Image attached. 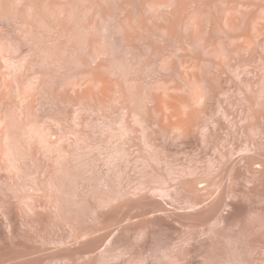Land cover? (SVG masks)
<instances>
[{
  "label": "rangeland",
  "instance_id": "1",
  "mask_svg": "<svg viewBox=\"0 0 264 264\" xmlns=\"http://www.w3.org/2000/svg\"><path fill=\"white\" fill-rule=\"evenodd\" d=\"M233 261L264 264V0H0V264Z\"/></svg>",
  "mask_w": 264,
  "mask_h": 264
},
{
  "label": "bare ground",
  "instance_id": "2",
  "mask_svg": "<svg viewBox=\"0 0 264 264\" xmlns=\"http://www.w3.org/2000/svg\"><path fill=\"white\" fill-rule=\"evenodd\" d=\"M238 253H239V252H238ZM235 254H237V253H235ZM239 255H240V253H239ZM239 255H238V256H235V257H240ZM235 257H234V258H235ZM236 259H237V260H235V259H233V260H235V261H238V260L240 261V260H241V259H239V258H236ZM235 261H233V263H234V264H236V262H235ZM239 261H238V262H239ZM241 261H244V260H243V258H242V260H241ZM245 261H247V262H248V260H245ZM238 262H237V263H238ZM247 262H245V264H246ZM240 264H241V263H240ZM247 264H249V263H247Z\"/></svg>",
  "mask_w": 264,
  "mask_h": 264
}]
</instances>
